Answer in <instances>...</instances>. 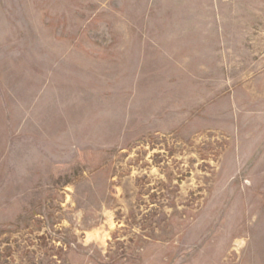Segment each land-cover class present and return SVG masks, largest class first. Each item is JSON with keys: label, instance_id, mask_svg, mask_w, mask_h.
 Returning <instances> with one entry per match:
<instances>
[{"label": "rangeland", "instance_id": "obj_1", "mask_svg": "<svg viewBox=\"0 0 264 264\" xmlns=\"http://www.w3.org/2000/svg\"><path fill=\"white\" fill-rule=\"evenodd\" d=\"M0 264H264V0H0Z\"/></svg>", "mask_w": 264, "mask_h": 264}]
</instances>
